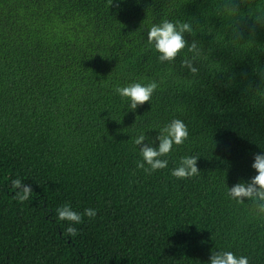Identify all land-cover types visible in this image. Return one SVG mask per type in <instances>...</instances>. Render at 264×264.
I'll return each instance as SVG.
<instances>
[{"label":"trees","instance_id":"obj_1","mask_svg":"<svg viewBox=\"0 0 264 264\" xmlns=\"http://www.w3.org/2000/svg\"><path fill=\"white\" fill-rule=\"evenodd\" d=\"M117 2L0 0V264H210L219 251L264 264V219L226 195L264 153V0ZM165 18L191 23L197 76L180 65L187 49L160 63L148 45ZM151 80L134 111L114 93ZM177 118L189 136L168 167L137 169ZM183 156L198 158L197 176L171 175ZM16 178L32 188L25 202ZM65 203L97 211L74 237L55 212Z\"/></svg>","mask_w":264,"mask_h":264},{"label":"clouds","instance_id":"obj_2","mask_svg":"<svg viewBox=\"0 0 264 264\" xmlns=\"http://www.w3.org/2000/svg\"><path fill=\"white\" fill-rule=\"evenodd\" d=\"M109 5L113 0H108ZM119 6V0L117 2ZM225 11L229 15H235L239 11V6L233 4L225 5ZM264 15V12L261 13ZM260 15L255 17L259 22ZM193 28L187 21L162 19L159 23H152L147 30V43L156 53L160 63H173L185 49L191 53V57L185 54L181 59V67L188 69L193 75L199 74V68L195 66L196 59L201 55V48L196 40L191 44L185 39V33L192 34ZM159 84L155 80L148 82H131L125 86H115L114 93L118 94L122 100L130 101L131 110H136L138 106L151 101L153 94L158 89ZM159 135L156 139L159 141L157 147L145 144L139 149L141 159L137 160L136 167L144 173L151 175L153 172L168 167V160L162 157L168 156L174 145H182L189 136L188 128L181 119H172L159 129ZM146 137L140 134L134 139L136 146L142 145ZM196 156H183L180 158L178 166L171 170V175L176 179H189L197 176L200 171L197 167ZM255 170L254 175L249 182H238L227 188L226 195L236 201L238 204H244L245 199L253 202V213L255 217L264 219V153L254 155V162L251 165ZM11 186L15 189L14 199L19 202H25L32 195V188L22 182L20 178L11 180ZM59 221L69 222V226L64 229V234L76 236L78 229L72 225L82 224L83 217L95 219L97 211L93 208H85L83 213L73 210L70 203H65L55 209ZM210 264H249L247 256H237L232 251L213 252L210 257Z\"/></svg>","mask_w":264,"mask_h":264}]
</instances>
